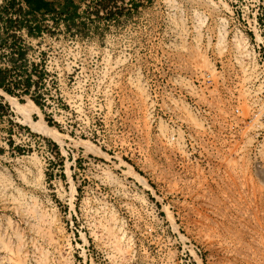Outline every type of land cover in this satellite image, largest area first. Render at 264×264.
<instances>
[{
    "label": "rangeland",
    "instance_id": "obj_1",
    "mask_svg": "<svg viewBox=\"0 0 264 264\" xmlns=\"http://www.w3.org/2000/svg\"><path fill=\"white\" fill-rule=\"evenodd\" d=\"M75 1L0 10V264H264V0Z\"/></svg>",
    "mask_w": 264,
    "mask_h": 264
},
{
    "label": "bare ground",
    "instance_id": "obj_2",
    "mask_svg": "<svg viewBox=\"0 0 264 264\" xmlns=\"http://www.w3.org/2000/svg\"><path fill=\"white\" fill-rule=\"evenodd\" d=\"M0 95L5 96L11 102V104L13 106H16L20 109V114L24 117L23 123L26 124L33 132L40 134L42 136H45V137L52 138L54 141H57V142L60 141V136L57 133L55 128L48 126L43 120H42V122H37L33 118V114L41 115V112H40L38 107H36L34 105L20 103L15 98L9 96L1 88H0ZM16 163H18L19 165L21 164V166L23 168H27V170H29V171H31L30 167H33L35 169V173H34L35 187L42 183V180L44 177V170H43V166H42L43 162L40 161V159L38 158V156L36 154H31L29 156H26L25 158L18 159ZM27 164H29L31 166L28 167V166H26ZM31 172H33V171H31ZM68 178L71 179L70 173L68 174ZM12 187H13V182H12L11 174H10L9 170H7V169L1 170L0 169V199L1 200H7L6 196H8V193L10 192ZM27 196H28L27 193H25L23 191H21V192L19 191V197H14V199L20 200V202H21L22 200L25 201L26 199H28ZM29 198H31V197H29ZM32 198L35 200L36 203L39 204V199L37 196L33 195ZM21 204H24V202H22ZM41 213L43 216H45L44 212H41ZM41 213L38 215L39 217H42ZM21 261H19V262L17 261L18 264H23Z\"/></svg>",
    "mask_w": 264,
    "mask_h": 264
},
{
    "label": "trees",
    "instance_id": "obj_3",
    "mask_svg": "<svg viewBox=\"0 0 264 264\" xmlns=\"http://www.w3.org/2000/svg\"><path fill=\"white\" fill-rule=\"evenodd\" d=\"M57 2H52L50 0H25L26 4L29 7V13L38 12L44 15H50L53 14V12L57 11V8L55 9V3L59 6L58 13L60 15V19L63 22L66 31H71L72 27H75L77 29H85L87 26V23L82 20V14L80 13V5L75 2V0H56ZM95 1V0H94ZM103 1V0H98ZM111 0H106V2H110ZM137 6V4H135ZM57 7V6H56ZM87 14V12H85ZM57 15V14H56ZM55 15V16H56ZM110 16V14H109ZM57 17V16H56ZM81 19L82 21L80 23H77L78 19ZM38 31H40V28L37 27ZM25 53L21 51L19 53V59H24ZM31 74L27 77L26 80V87L27 89H30L32 87V80H31ZM0 88L3 89L5 92L10 94L11 96H15V92L11 90L10 88H7L5 85V74L3 71L0 70ZM28 92V90H26ZM34 103L42 108V104L38 101V99L33 98ZM20 102H23L22 99H20ZM49 125L51 126V121H49Z\"/></svg>",
    "mask_w": 264,
    "mask_h": 264
},
{
    "label": "built area",
    "instance_id": "obj_4",
    "mask_svg": "<svg viewBox=\"0 0 264 264\" xmlns=\"http://www.w3.org/2000/svg\"><path fill=\"white\" fill-rule=\"evenodd\" d=\"M6 10L9 12H14L15 15L12 17V20L14 21L13 23H16V19H22L25 20L26 23V19H30V13H29V7L26 4L25 0H0V10ZM39 19H43V18H47L49 15H41V14H37ZM57 21V17L55 16V22ZM41 28V24L38 21L37 23L33 24V27L36 26ZM40 33H43L42 30L39 31ZM236 112L239 113V110L236 109ZM172 138H175L174 135L172 136Z\"/></svg>",
    "mask_w": 264,
    "mask_h": 264
},
{
    "label": "crops",
    "instance_id": "obj_5",
    "mask_svg": "<svg viewBox=\"0 0 264 264\" xmlns=\"http://www.w3.org/2000/svg\"><path fill=\"white\" fill-rule=\"evenodd\" d=\"M56 1V0H55ZM76 2V1H75ZM54 8L56 9V4L54 6ZM37 14H41V13H38V12H33V13H30V19H33L34 23H37V21H39L40 19L38 18V15ZM42 15V14H41ZM45 16V15H44Z\"/></svg>",
    "mask_w": 264,
    "mask_h": 264
}]
</instances>
